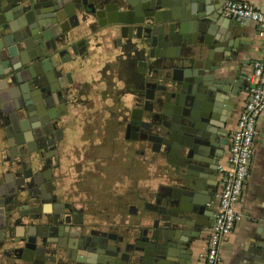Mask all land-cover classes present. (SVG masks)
I'll list each match as a JSON object with an SVG mask.
<instances>
[{
    "label": "crops",
    "instance_id": "crops-1",
    "mask_svg": "<svg viewBox=\"0 0 264 264\" xmlns=\"http://www.w3.org/2000/svg\"><path fill=\"white\" fill-rule=\"evenodd\" d=\"M134 1L135 5H138L145 0ZM175 1L168 0L169 4L175 3ZM227 1L203 0L199 2L198 5H201L203 16L197 20L190 18L180 4L178 9L175 7L174 11L170 13L172 17L175 16L177 24L185 22V33L189 41L201 42L204 41L205 37H208V47L215 48L214 46H217L214 60L221 63V66L219 69L209 72L213 78H227L230 82L229 88L237 93L234 95V92H231L229 96L223 92H217L219 95L217 107L223 110L222 105L225 104L230 108L226 115L217 117V121H215L218 129L216 143H225H221L222 149L218 146L215 147L222 153L218 159L219 163L225 161L229 143L224 139L227 132H231L236 125L242 103L251 84L253 60L261 53L262 45L258 26L253 21L232 18L238 21L235 30L227 35H221L217 30V22L228 23L230 21V17L226 16L223 10ZM244 1L264 5V0ZM115 18L116 16L90 14L91 26L89 28L84 27V33L76 39L79 42L77 46L79 55L75 56V52L70 50V53L57 58L58 63H60L61 59L67 61L71 54L73 60L64 62L63 80H68L65 73L70 72V77L73 80L72 87L76 88L74 94L78 93L79 98L77 97L78 100L75 102L72 99L74 95H70L66 101L54 103L55 106L52 110H54V116L59 117L58 124L62 128L61 137L63 138L60 145L63 150L59 155V165H57L55 156L46 158L48 159V161L46 160L47 165L52 167L51 173L47 171L48 177L51 178L52 175L55 178L54 183H58L59 186L58 192L66 194V199L72 200L78 206H84L88 210L87 221L96 224L103 222L104 210H116L118 207L126 208L127 205L132 204L127 201L125 194L129 188H127V178L123 174L124 159L120 157L119 153H111L112 147L109 142L119 140L122 133V113L126 111L127 107L134 104V91L139 82L136 75L137 66H143L147 69L146 79L159 82L162 80L161 76L155 73V69L158 67V58L150 56L149 49L146 53L127 50L125 39L118 42V38L121 36L119 30L114 29L112 34L109 33L110 25L115 22ZM195 21L201 22L204 28L214 27L215 36H206L198 29L199 27L197 28V25H192ZM218 37H220L219 40ZM155 50H158L160 54L165 51L161 47ZM176 50V47H172L167 52L174 54ZM4 59L0 56V70L3 74L0 76V240L5 238L6 242L5 245H0V264H25V261L19 259L17 255L5 252V246L7 248L12 246V242L21 244L19 239L29 233L27 227H22L17 222L3 228L8 204L5 195L15 183L17 170L15 166H11L6 161L9 152L8 147H10L8 141L14 140L18 134L15 124L9 117L14 105L7 92H10V97L11 94L20 95L23 86L21 81L31 77L33 92H39L35 96L38 101L40 91L47 88L43 86L45 82L51 78L55 85H60V82L58 78L54 79L53 75L56 68L49 57H42L35 61L40 63L41 60H44V64H36L30 61L29 66H36L33 75L28 72L26 77L16 81L12 80L14 72H11L10 61ZM24 59L26 61L29 59L27 52ZM169 74L170 76L173 75V69L169 70ZM34 80H38L42 87L40 84L38 87ZM140 81H142L141 78ZM139 86L141 88V84ZM232 95L234 96L231 97ZM108 136L113 139H108ZM20 148L21 145L16 146L15 144V151L13 154L11 153L12 158L15 156L16 149ZM27 160L28 166L34 170V173L39 172L40 165L36 164L33 158L28 157ZM137 161L146 164L147 173L142 175L141 179L143 178L148 182L147 189L140 190L141 192L137 190V193L141 196H147L151 204H156L158 192L166 199L170 198L175 189L180 188L177 180L178 172L177 170L172 171V169L177 168L174 167V163L169 162L167 166L169 172L167 171L165 174L150 160L138 157ZM182 168L186 172H190L192 169L186 163ZM215 170L216 175L219 174V169L215 168ZM209 171L203 174L209 181L207 184L209 189L198 193V199L205 203L196 228L171 223L172 230H181V228L195 230L199 235V238L191 244V250H193L192 264H204L202 252L207 244L214 219L215 198L220 180L218 178L219 186L214 189L211 179H214L215 176L213 177V171ZM202 177L203 182L204 178ZM26 198L27 192L22 195V201ZM30 201L32 204L33 200ZM22 204L25 203L21 202L20 205ZM28 204L24 205L23 210L28 208ZM37 204L41 206L40 202ZM237 209L241 218L236 222L231 234L222 242L221 264H259L255 255L264 252V113L258 121V134L255 139V151L251 159L250 176ZM48 210L52 211V205ZM137 211V219L134 215V217L132 216V221L137 226V236L145 228L148 229V234L151 236L153 219L161 217V214L154 208L144 209L140 204H137ZM126 217L127 221L132 218L130 215H126ZM21 220L29 224L39 222L28 215L22 216ZM163 224L164 222L160 221V225ZM64 228L62 237L68 248L59 249V256L71 264L81 262L82 264H92V256H97V253L85 250L79 245L78 235L82 233L81 225L77 222H69ZM31 232L35 233L34 230ZM173 240L176 241L174 238Z\"/></svg>",
    "mask_w": 264,
    "mask_h": 264
},
{
    "label": "water",
    "instance_id": "water-1",
    "mask_svg": "<svg viewBox=\"0 0 264 264\" xmlns=\"http://www.w3.org/2000/svg\"><path fill=\"white\" fill-rule=\"evenodd\" d=\"M202 1L176 0L175 3L169 4L168 0H145L135 5L134 0H0V56L10 61L14 81L26 77L28 72L33 75L36 66H29L30 61L35 62L42 57H49L56 68L54 75L52 74L54 79L58 78L62 90L69 92L70 86L66 84L67 80H63L64 62L73 59L70 54L67 61L61 59L58 63V56L63 57L70 53V50L75 52V56L79 55L77 50L79 42L76 39L84 33V27L91 26L90 14L116 16L114 20L116 23L110 25L109 33L112 34L114 29L119 30L120 37L126 40L129 49H137L138 52L145 53L149 49L150 56L158 58L155 73L161 76L165 84H148L150 89L147 92L149 90L151 92L147 94L146 99L152 101L153 106L161 105L165 108L171 106L172 108L171 112H164L166 116L172 115V117L169 120H167L168 117H164L158 130L160 133L174 134L177 131L176 124L181 121V115L185 116L188 122V128L184 129L187 137L194 139L199 135L203 140L202 149L204 150L200 153L203 156H209L212 148L218 146L222 149L221 143L225 144L223 142L217 144L216 140L211 138V127L215 125L212 119L226 115L230 109L225 104L222 105L223 110L217 107L219 96L217 92L230 96L229 93L234 90L229 88L230 82L227 78H213L209 72L221 66V63L214 60L217 46L208 47V37L201 42L189 41L185 33V22L177 24L175 16L170 15L175 7L178 9L180 4L190 18L197 20L203 16L201 5H198ZM232 18L230 17L228 23L217 22V30L221 35H227L237 28L238 21ZM192 25H197V28L199 27L198 29L206 36H215L214 27L204 28L201 22L197 21ZM158 47L165 51L160 54L158 50H155ZM172 47L177 49L174 54L167 52ZM26 52L29 55L28 61L24 59ZM39 64H44V60H41ZM170 69H173L172 76L169 74ZM65 74L69 83H72L71 73ZM2 75L0 70V76ZM31 82V77L21 81L23 86L18 96L11 94L10 97V92H7L14 105L10 115L15 128L20 134L26 136L25 140L17 144L32 142L33 137L37 138L38 135L44 136V129H37V125L32 124V116L42 115L45 107L39 102L37 104V100L31 94ZM35 83L38 85L37 81ZM177 106L188 111H177ZM196 111H199V116L195 115ZM24 114L31 118L20 117ZM197 120L201 121L202 125H199ZM184 146L188 148L185 156L186 165L192 168L196 163H201L199 167H202V171L210 172L208 159L195 156V147L190 141ZM221 155L222 153L219 157ZM202 178L204 179L201 186L195 182L193 173H188L185 179L182 178L184 186L175 189L170 195L171 200L167 201L166 206H162L169 217L163 219L162 226L159 221L155 222L151 236L147 234V231H142L138 234L136 241L126 242L125 245L122 244V239L111 242L107 238H93L87 250L97 253V256H92L91 263L192 264L191 244L199 238V235L195 230L183 228L172 230L171 223L196 228L205 203L198 199V193L209 189L207 177ZM168 205L170 209L165 208ZM30 242L32 243L30 256L34 258L36 253L38 258L45 251L44 244L43 242L41 245L38 244L37 239ZM23 249V247L17 248L21 251ZM255 259L259 264H264V252L256 254Z\"/></svg>",
    "mask_w": 264,
    "mask_h": 264
},
{
    "label": "flooded vegetation",
    "instance_id": "flooded-vegetation-1",
    "mask_svg": "<svg viewBox=\"0 0 264 264\" xmlns=\"http://www.w3.org/2000/svg\"><path fill=\"white\" fill-rule=\"evenodd\" d=\"M122 40L121 37L118 38V42H121ZM126 49H129L127 45ZM129 50L137 53V49ZM146 73L147 69H145V67L137 66L136 75L139 82L137 83V89L134 91V104L131 107H127L126 111L122 113V133L119 140L111 141V143L109 142L112 147L111 153H119L120 157L124 159L125 167L123 169V174L127 178V188H129L125 194L127 201H130L132 204H126V208L118 207L116 210H104L103 222L99 224L93 222L89 223L86 216L88 210L84 206H78L72 200H67L66 194L58 192L59 186L58 183H54L55 178H53L52 175L50 176L51 178L48 177L49 173L47 171H50L51 173L52 167L51 165H47L46 160L48 161V159L46 158L55 156L57 165H59V155L63 150V147L60 145L63 138L61 137L62 128L58 124L59 117L54 116V110H52L55 106L54 103L57 101H66L69 99L70 95H74L72 99L76 102L79 95L78 93L74 94L76 88L74 86L72 87L73 80L72 83H69V79L66 81V84L69 86L71 84L69 92L62 90V87L59 84L55 85L52 78L44 83V88H47L40 91V98H37V104L39 102V104L45 107L42 111L43 114L32 116V124L37 125V129H44V136L38 135L37 138L33 137L32 142L17 144L26 139L25 135L18 132L14 140L8 141L10 147H8L9 152L6 161L9 162L11 166H15L17 170L15 172V183L9 188L5 195L8 204L3 228L17 222L20 223L22 227H27L29 233L27 236L19 239L21 244L12 242V246H9L8 248L5 246V252L7 254L17 255L19 259L25 261V264H71L59 256V249L68 248L67 243L63 241L62 235H64V227L66 223L69 222H77L81 225L80 230L82 233L78 235L79 245L85 250L87 249V246L91 244L93 238H107L111 242L113 240L122 239L123 245H125L126 242H134L137 240V226L132 219L134 216L135 219H137V204H140L144 209L154 208V210L161 214V217L153 219L154 230L156 221H159L160 223L164 218L169 217L168 212L163 210L162 206H166L167 201L171 200V198L165 199V197H162V194L158 192L156 195V204H151L147 196H141V194L137 193L138 157L150 160L165 174L167 171L169 172V169H167L169 162L174 163V167L177 168L172 169V171L177 170L178 172L177 180L180 188L185 184L182 181V178L185 179L188 173H193L196 179L195 182L201 186V177L204 174L202 167H199L201 163H196L195 167H192L190 172H186L184 168H182L186 163L185 156L188 150L184 144L190 141L195 147V156H201L208 159V169L213 171V177L215 176L214 179H211L213 181L211 183L213 184L214 189L219 186L218 178L220 180V176L219 174L216 175L215 168H218L219 165L218 159L220 151L218 148L214 147L211 149L209 156L201 155L200 152L204 151L202 149L203 140L199 135L194 137V139L187 137L184 129L188 128V122L185 116L181 115V121L176 124L177 131L172 134L173 136L160 133L158 130L159 126L164 121V117H168L167 120L172 117V115L166 116L164 114L165 111L167 113L171 112L172 108L171 106L165 108L161 105L156 107L155 105L153 106L152 101H147L146 96L151 92V90L147 92V90L150 89L148 84L162 85L165 84V81L161 80V82H159L148 78L146 79ZM140 78L142 81H140ZM36 81L38 83L37 86L39 87V84L41 85V83L38 80ZM140 84L141 88H139ZM31 87V94H33V97L35 98L39 92L34 93V87ZM12 108L14 107L12 106ZM176 110L183 111L184 109L177 106ZM184 111L187 112L188 110L185 109ZM195 115L199 116V111H196ZM176 116H178V114H176ZM9 117L12 121L11 115H9ZM20 117L31 118L27 114L21 115ZM212 120L213 122L217 121L216 118H213ZM196 122L199 125H202L201 121L197 120ZM211 129L212 133H210V136L216 140V133L218 132L216 122ZM108 139L112 140L113 138L108 136ZM224 140L229 143L230 132H227ZM15 144L16 146L21 145V148L18 150L16 149L15 156L12 158L11 153L13 154L15 151ZM28 157L33 158L36 164L40 165L39 172L37 171V173H34V170L28 166ZM26 192L27 198L22 201V195ZM29 200H33L32 204ZM37 201L40 202L41 206L37 204ZM21 202L25 204L29 203L28 208L23 210L25 204L20 205ZM50 205H52V211L48 210ZM215 207L216 198L214 208ZM165 208L170 209L171 207L168 205ZM26 215L39 222L37 224H29L26 221L21 220V217ZM126 215H130V217L134 216L127 221ZM178 218L182 219V217ZM31 230H34L35 233L31 232ZM143 231H147L148 234V229L145 228ZM35 239H37V242L40 245L43 242V247L45 249L38 258L36 253L34 254V258L30 256L32 250V243L30 241ZM5 242V238L0 240V245H5ZM26 244H28L27 247ZM19 247H23L24 249L22 251L17 250Z\"/></svg>",
    "mask_w": 264,
    "mask_h": 264
},
{
    "label": "built area",
    "instance_id": "built-area-1",
    "mask_svg": "<svg viewBox=\"0 0 264 264\" xmlns=\"http://www.w3.org/2000/svg\"><path fill=\"white\" fill-rule=\"evenodd\" d=\"M223 10L228 17L256 23L262 45L261 53L253 60L251 84L246 98L236 125L230 132L225 161L219 163L220 186L216 193L213 224L202 252L204 264H221L222 242L231 234L236 222L241 218L237 205L250 176L258 121L264 113V5L244 0H228Z\"/></svg>",
    "mask_w": 264,
    "mask_h": 264
},
{
    "label": "rangeland",
    "instance_id": "rangeland-1",
    "mask_svg": "<svg viewBox=\"0 0 264 264\" xmlns=\"http://www.w3.org/2000/svg\"><path fill=\"white\" fill-rule=\"evenodd\" d=\"M137 163V190L142 191L144 189H147L146 185L148 184V182L145 181L143 178L141 179L142 175L147 173V166L145 163H139V161H137Z\"/></svg>",
    "mask_w": 264,
    "mask_h": 264
}]
</instances>
